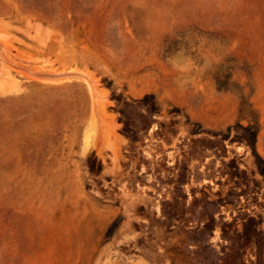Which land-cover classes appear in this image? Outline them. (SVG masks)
Masks as SVG:
<instances>
[{
	"label": "rangeland",
	"instance_id": "1",
	"mask_svg": "<svg viewBox=\"0 0 264 264\" xmlns=\"http://www.w3.org/2000/svg\"><path fill=\"white\" fill-rule=\"evenodd\" d=\"M261 170L264 0H0V264H264Z\"/></svg>",
	"mask_w": 264,
	"mask_h": 264
},
{
	"label": "trees",
	"instance_id": "2",
	"mask_svg": "<svg viewBox=\"0 0 264 264\" xmlns=\"http://www.w3.org/2000/svg\"><path fill=\"white\" fill-rule=\"evenodd\" d=\"M111 87H112V84L111 83H108L106 85V88H108L109 90H111ZM149 97L152 98V99H154L153 96H149ZM112 99L115 102H117L119 105H121L122 107L123 106H127L129 104L126 99L125 100H122L119 97L118 98H115V96ZM132 102H134V101H132ZM119 113H120V115L122 117H124V114L122 112V109L119 111ZM124 126H125V132L129 133L128 130H127V128H126V124H124ZM255 138H256V134H255L254 131H252V137L250 139L246 140L245 142H246V145L251 149L253 155L255 157H257L258 159H260L259 156H258V154H257V152H256V150H255ZM260 161H261V159H260ZM86 167L88 169V172L91 175H96V176L97 175H100V173L102 171L101 164L99 162H97L95 159H93V160L92 159L87 160ZM261 174H264V170H261ZM116 227H117L116 223L113 222L109 226V228H108V233L111 232V230L112 231L115 230Z\"/></svg>",
	"mask_w": 264,
	"mask_h": 264
},
{
	"label": "water",
	"instance_id": "3",
	"mask_svg": "<svg viewBox=\"0 0 264 264\" xmlns=\"http://www.w3.org/2000/svg\"><path fill=\"white\" fill-rule=\"evenodd\" d=\"M75 76L82 77V75H79V74H77V75H75ZM82 78H83V77H82Z\"/></svg>",
	"mask_w": 264,
	"mask_h": 264
}]
</instances>
